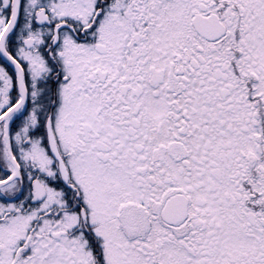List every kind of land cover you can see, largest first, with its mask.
<instances>
[{
	"label": "snow or ice",
	"instance_id": "snow-or-ice-1",
	"mask_svg": "<svg viewBox=\"0 0 264 264\" xmlns=\"http://www.w3.org/2000/svg\"><path fill=\"white\" fill-rule=\"evenodd\" d=\"M0 264H264V0H0Z\"/></svg>",
	"mask_w": 264,
	"mask_h": 264
}]
</instances>
